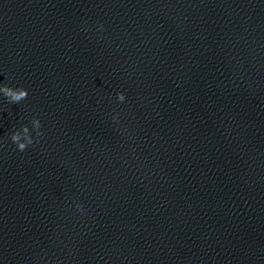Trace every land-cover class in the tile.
I'll use <instances>...</instances> for the list:
<instances>
[{"label": "clouds", "instance_id": "1", "mask_svg": "<svg viewBox=\"0 0 264 264\" xmlns=\"http://www.w3.org/2000/svg\"><path fill=\"white\" fill-rule=\"evenodd\" d=\"M0 93H2L3 96L7 98V100L10 103H16V104H18L22 100L27 99L29 95L28 90L23 87L14 88L5 84H0ZM117 99L120 102H123L125 100L124 93L123 92L117 93ZM113 119H116V117H113ZM31 124H32V129L35 131V140L31 135L30 129L27 125H22L20 129L14 131L11 134L10 139L16 145L17 149L20 152L25 151L34 142L38 143L39 139L43 135L41 131V122L38 117L34 116L31 120ZM77 208L80 209L81 206L77 205Z\"/></svg>", "mask_w": 264, "mask_h": 264}]
</instances>
